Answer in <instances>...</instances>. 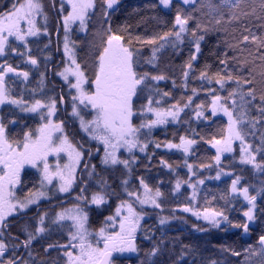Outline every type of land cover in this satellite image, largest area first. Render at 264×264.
Returning a JSON list of instances; mask_svg holds the SVG:
<instances>
[{
	"label": "snow or ice",
	"instance_id": "obj_1",
	"mask_svg": "<svg viewBox=\"0 0 264 264\" xmlns=\"http://www.w3.org/2000/svg\"><path fill=\"white\" fill-rule=\"evenodd\" d=\"M118 2L119 0H61L57 9V50L59 33L61 28L63 30V67L57 75L67 86L71 115L78 120L79 129L86 137L85 141L70 137L65 130V121L55 119L58 104L64 103L63 93L46 99L31 100L24 99L22 95H13L8 83L9 74L23 78L26 82L30 72L19 66L14 67L7 59L0 63V106H15L22 113H35L39 117V123L34 127L25 125L26 131L12 132L9 125H15L17 121L0 115V264H37L35 260L18 256L17 251L20 247L29 249L28 257L31 258L33 242L45 240L53 229L63 233V242L55 240L47 243L44 252L48 253L51 249L57 252V256L41 257L39 264H117L122 254L139 251V232L145 231V238L151 240L147 230L142 229V221L148 215L147 206L164 211L162 201L165 194L160 187L151 186L144 177L138 178V187L131 185L130 179H124L121 181L122 193L117 194L101 178L95 181L99 190L90 191L82 176L78 185V170L86 157L91 160L102 151V165H122L131 177L133 166L137 163L136 150L146 153L149 144L157 149L164 147L182 152L185 156L184 166L193 176L196 175L192 171L194 167L211 168V164L188 163L187 156L198 143L188 135H180L179 143H174L173 140L160 142L148 139L158 126H166L170 121L180 122L181 113L191 107L198 90L193 88L192 95L181 97L183 104L177 100L167 108L161 107L162 100L170 97L171 93L164 92L155 85L167 77L163 73L153 75L143 68L147 64L153 70L158 69L157 53L166 45L173 48L183 45L185 38L189 37L188 43L193 51L182 66V86L187 88L189 71L193 70V62L201 52V42L205 35L209 32L228 33L227 26L233 23H240L242 29H233V33L239 31L240 34H233L231 39L224 41L222 58H219L221 67L210 73L208 69L211 66L205 65V70L199 72V79L208 85L204 91L211 99L207 104L201 101L195 110L197 120L202 117L209 119L204 111L208 108L213 117L217 113L227 117L226 125L219 127L206 143L216 153L212 157L218 169L214 179H220L221 175L234 176L230 193L220 197L225 203L224 207L207 206L211 203L207 198L205 206L200 207L197 188L204 184V180L191 183L190 178L182 180L177 177L173 191L179 192L182 184H190L192 195L188 202L177 204L172 211L191 213L214 228L227 222L230 227L243 229L244 233L249 232V224L256 219L257 197L264 194V188L256 195L250 194L248 185L241 186L240 175L226 172L220 165L225 153H236L238 142L239 162L264 170V132H261L257 144L250 143L248 139L255 138L254 130L258 123L264 124V33L257 35L243 23L253 18L261 21L259 27L264 29V0H250L247 5L249 11L240 10L242 0H220V3H215L214 0H181L191 10L177 8L172 29L147 39L133 35L126 27H112L109 12ZM160 4L168 8L172 0H160ZM52 6L55 7L54 0ZM224 6L232 9L226 20L220 11ZM97 10L99 20L103 22L98 27L93 25V39L87 44L88 59L82 60L78 58L77 51L80 44L72 39V33L77 29L88 33ZM40 36H48L49 43L51 42L49 16L44 0H13L6 10L0 11V58L14 54L26 57L22 63L37 66L39 61L31 54L29 41ZM17 43L19 47L16 46ZM145 44L153 46L148 59L142 57L141 50L137 47ZM20 47L24 51H20ZM48 47L49 44L44 45L45 49ZM229 51L231 56L228 55ZM40 75L42 86L44 73ZM172 83L175 85L174 80ZM212 84L217 87H211ZM32 92L35 93L36 89H32ZM155 97L161 99L157 100ZM252 109L258 115L252 116ZM191 131L192 136L199 135L194 129ZM200 139L203 140L204 137L200 136ZM93 144L95 147H92ZM124 153H127L128 158H122ZM258 155L261 157L259 162ZM160 163L173 169V165L163 158ZM27 166L37 170L39 179L38 183L25 191L23 175ZM95 167L83 164L89 177L95 173ZM76 187L79 188L78 194L71 202L58 205L59 210L52 216L47 211H39L40 201L50 199L51 189L68 194ZM121 195L126 198H120ZM236 196L242 197L248 207L243 212L245 219L233 222L226 212L231 199ZM112 197L118 199L114 210L104 217L102 226L94 228L89 209L92 206L111 209L109 201ZM212 199L215 200L216 197ZM34 205L37 206V215L31 219L35 220V226L25 223L21 231L26 238L20 240L19 236L11 234L10 218L27 215ZM173 218L178 217L161 216L159 224L165 225ZM197 230L202 231L199 228ZM220 247L236 256L241 254L233 248L224 245ZM159 251V247L154 245L147 255L155 256ZM210 264H217V261L212 260ZM244 264H264V235L259 237L258 246L249 245L245 250Z\"/></svg>",
	"mask_w": 264,
	"mask_h": 264
},
{
	"label": "trees",
	"instance_id": "obj_2",
	"mask_svg": "<svg viewBox=\"0 0 264 264\" xmlns=\"http://www.w3.org/2000/svg\"><path fill=\"white\" fill-rule=\"evenodd\" d=\"M214 2L220 3V0H214ZM249 2L250 0H242L240 10L249 11L250 9L247 7ZM177 8H184L185 11L191 10L184 6L181 0H172V4L168 8L161 5L160 0H119L118 4L109 12L110 23L114 29L118 26L126 27L133 35L147 39L156 34L162 35L172 29ZM220 11L223 12L226 20L232 9L224 6ZM98 17L99 10H97V16L93 17V24L89 25L88 33L75 34L74 40L80 44L78 58L82 60L88 59L87 44L93 39L92 32L95 31L93 25L98 27L99 23L103 22ZM243 23L257 35L264 33V29L259 27L261 24L259 20L249 18ZM227 27L229 28L228 33L209 32L205 35L204 41L201 42V52L197 54V59L193 62V70L189 71L187 88L182 86V66L193 51L188 43L189 37L185 38L183 45L176 48L166 45L164 49L157 53L158 69L153 70V67L147 64L143 68L144 71L152 72L153 75L163 73L167 77V79L155 85L162 91L171 93L170 97L162 100L161 107L167 108L177 100H180L183 104L184 101L181 100V97L186 98L192 95L191 90L193 88L198 90L197 95L193 97L191 107L181 113L180 122L170 121L166 126H158L152 131L148 139L160 142L173 140L174 143H179L178 137L180 135H188L198 141L192 152L187 156L188 163L193 165L211 164V168L199 169L194 167L192 171L196 175L193 176L184 166L185 156L182 152L176 149H165L164 147L157 149L153 144H149L146 153H140L138 149L136 150L137 163L133 166L131 177L128 176L122 165L104 166L101 164L100 158L97 157H93L87 163L96 166L93 176L86 178L83 175V167L78 170V172L81 170L79 173L85 178L90 191L99 190L95 186V181L102 178L107 181L112 190L120 194L122 193V180L130 179V184L138 187V178L144 177L151 186L160 187L165 194L162 201L164 204L163 212L159 209H153L151 206L146 207L148 215L142 221V229L147 230V235L151 236V240L145 238V231L139 232L137 234L139 251L130 255H121L117 260V264H142V262L143 264H210L212 260L217 261V264H244L245 250L249 245L258 246V239L264 234V194L257 197L256 219L249 224L248 233H244L243 229L230 227L227 222H222L219 228H214L206 221L194 217L191 213H185L182 210L172 211L177 204L188 202L192 195L190 184H182L179 192L173 191L177 177L182 180H189L190 178L191 183H196L199 179L204 180V184L198 185L197 188V202L200 207L205 206V198L211 202L207 205L209 207H224L225 203L220 197L230 193L231 180L234 179V176L221 175L220 179H214L218 169L212 157L216 153L215 149L206 143L211 135L216 134L219 127L226 125L227 118L221 114L211 116L210 108L204 110L205 116L209 119L205 120L202 117L197 120L195 117L196 105L201 101H205L207 104L211 99L204 91L208 85L199 79V72L205 70V65L211 66L208 69L210 73L218 70L221 67L219 58H222L224 41L231 39L233 34L237 36L240 34L239 31L233 33V29H242L240 23H233ZM137 47L140 48L144 59L151 57L152 45H137ZM228 55L231 56L232 53L229 51ZM173 80L175 85L172 83ZM211 87L215 88L217 85L212 84ZM220 94L225 95L226 93ZM155 99L160 100L161 98L155 97ZM143 102L141 101V103ZM251 115L256 116L258 113L255 109H252ZM136 122L139 123V121ZM193 129L199 135L192 136L191 130ZM254 131L255 138L249 137L248 139L250 143L257 144L261 132H264V124L258 123ZM200 136H203L204 139L201 140ZM122 158H128L127 153H124ZM161 158L172 164L173 169L170 170L164 167L160 163ZM260 159L261 157L258 155V162ZM220 167H223L226 172L240 175L242 177L241 186L248 185L252 195H256L261 188H264V170L255 169L251 165H243L239 162L238 142L236 153H225L222 156ZM214 196L216 197L215 200L212 199ZM120 198L126 197L121 195ZM109 203L111 209L104 206L100 208L92 206L89 210L94 228L101 226L102 217L111 214L118 203V199L112 197ZM247 207V202L242 197L236 196L231 199L226 214L233 222L243 221L245 219L243 212ZM161 216L178 218L170 219L165 225H160L159 218ZM193 225H196V227H193ZM197 228L202 229V231H198ZM154 245L158 246L160 251L157 255L149 257L147 253ZM186 245L189 247H185ZM221 245L233 248L241 254L236 256L232 252L222 249Z\"/></svg>",
	"mask_w": 264,
	"mask_h": 264
},
{
	"label": "flooded vegetation",
	"instance_id": "obj_3",
	"mask_svg": "<svg viewBox=\"0 0 264 264\" xmlns=\"http://www.w3.org/2000/svg\"><path fill=\"white\" fill-rule=\"evenodd\" d=\"M13 0H0V11L6 10L7 6ZM46 4V11L49 16V32L51 33V42L49 43L48 36H40L37 38H32L29 41V46L31 47V54L37 57L39 63L37 66H30L25 63H22L23 60H26V57L17 56L14 54H10L7 57L0 58V63L4 62V59H7L9 63H11L14 67L19 66L20 69L26 70L30 72V76L28 80L25 82L23 78L13 77L12 74H9L8 83L12 88L13 95H22L24 99H46L48 96L58 95L60 93L64 94V103L58 104V114L55 119H61L65 121V130L69 134L70 137H73L76 140H80L79 136L74 134V124L73 118L68 113V108L70 106V101L68 98V89L63 79L57 75L58 71L63 67L61 61L62 57V37L63 30L61 28L59 33L60 43L59 50L58 48V38L56 28L58 25L59 14L57 9L61 3V0H54L55 7L52 6L53 0H44ZM67 6V5H66ZM115 7V6H114ZM83 33L78 29L74 30L72 33V39L74 40L75 34ZM45 44H49L47 49L44 48ZM19 47V44L17 45ZM20 51H24L22 47H20ZM78 51V49H77ZM48 59H45V58ZM41 73H44L43 77V85L41 86ZM32 89H36V92L33 93ZM42 93V94H41ZM9 113L11 115L9 116ZM0 115L6 117V119H15L17 123L15 125H9V128L12 132H22L26 131L27 127H34L37 123H39V117L35 113H22L19 109L15 108V106H0ZM83 164L88 163L87 157ZM82 164V167H83ZM81 171V170H80ZM79 171V172H80ZM78 172V185L80 184L79 178L81 174ZM23 179L26 183L25 191L29 188H32L34 184L38 183V173L36 169L30 168L27 166L25 169V174L23 175ZM85 180V178H84ZM82 186V185H80ZM75 190L77 192H75ZM79 188L76 187L71 193H59L55 190V188L49 191L50 199H42L39 204V211L44 212L47 211L50 216H52L55 212L59 210L57 207L61 203L67 204L71 202L72 198L78 194ZM37 215V206H32L31 210L28 211L27 215L18 216L15 219L10 218L9 228L11 234L14 236H19L20 240L26 238L25 234L21 231L22 226L25 223H30L35 226V220L31 219ZM47 226V224H46ZM55 240H60L63 242V233H61L57 229H53L52 233L46 236L45 240H37L33 242L31 247V251L33 253L32 257H28L29 249H25L20 247L17 251V255L24 259H32L39 264V260L41 257H56L57 252L54 250H49L48 253L44 252V247H46L47 243L54 242Z\"/></svg>",
	"mask_w": 264,
	"mask_h": 264
},
{
	"label": "rangeland",
	"instance_id": "obj_4",
	"mask_svg": "<svg viewBox=\"0 0 264 264\" xmlns=\"http://www.w3.org/2000/svg\"><path fill=\"white\" fill-rule=\"evenodd\" d=\"M69 110H68V113L71 115V106H69V108H68ZM217 114H221V115H223L222 113H217ZM72 116V115H71ZM73 118V117H72ZM227 118V117H226ZM73 124H74V134H76V135H78L80 138V140L81 141H85V139H86V137H85V135L80 131V129H79V123H78V120H76L75 118H73ZM92 147H95V145L93 144L92 145ZM103 155V153H102V151L100 152V153H98V154H95L94 155V157H97V158H100L101 156ZM83 175L86 177V178H88L89 176L87 175V173L84 171L83 172ZM75 192H77L76 190H75ZM97 208V207H96ZM100 208V207H99ZM90 210V209H89ZM103 219H104V217H102L101 218V220H102V222H103ZM101 226H102V224H101ZM99 228V227H98ZM125 254H127V255H130V254H133V253H125ZM123 255V254H122Z\"/></svg>",
	"mask_w": 264,
	"mask_h": 264
},
{
	"label": "water",
	"instance_id": "obj_5",
	"mask_svg": "<svg viewBox=\"0 0 264 264\" xmlns=\"http://www.w3.org/2000/svg\"><path fill=\"white\" fill-rule=\"evenodd\" d=\"M264 235V234H263ZM258 243H259V239H258Z\"/></svg>",
	"mask_w": 264,
	"mask_h": 264
}]
</instances>
